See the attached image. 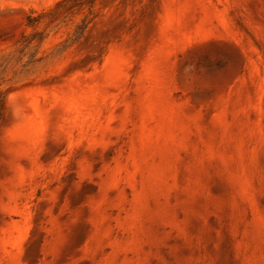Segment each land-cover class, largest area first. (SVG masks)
Here are the masks:
<instances>
[{"label":"rangeland","instance_id":"rangeland-1","mask_svg":"<svg viewBox=\"0 0 264 264\" xmlns=\"http://www.w3.org/2000/svg\"><path fill=\"white\" fill-rule=\"evenodd\" d=\"M0 264H264V0H0Z\"/></svg>","mask_w":264,"mask_h":264}]
</instances>
